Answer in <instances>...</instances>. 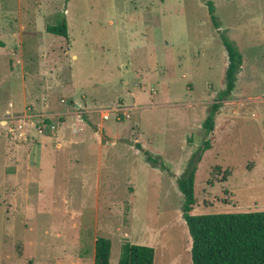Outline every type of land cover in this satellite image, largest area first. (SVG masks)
<instances>
[{
	"label": "rangeland",
	"instance_id": "1",
	"mask_svg": "<svg viewBox=\"0 0 264 264\" xmlns=\"http://www.w3.org/2000/svg\"><path fill=\"white\" fill-rule=\"evenodd\" d=\"M223 36L243 65L194 216L264 212V0H0V264H94L97 237L110 264L125 241L192 264L177 178L225 89Z\"/></svg>",
	"mask_w": 264,
	"mask_h": 264
},
{
	"label": "trees",
	"instance_id": "2",
	"mask_svg": "<svg viewBox=\"0 0 264 264\" xmlns=\"http://www.w3.org/2000/svg\"><path fill=\"white\" fill-rule=\"evenodd\" d=\"M211 18L218 28L210 8ZM47 33L68 38L66 20L60 19L56 25L48 26ZM227 52V67L222 91L208 111L202 124L205 140L202 148L196 152L177 178V185L184 197L182 218L192 240V264H264V212L242 214H211L194 216L191 214L196 205L195 173L203 154L211 149L208 136L215 130V118L223 101L233 93L237 75L243 65L239 50L224 36L222 37ZM50 124L49 120L45 121ZM147 155V161L153 166H160L159 158ZM155 251L152 247L131 244L125 241L121 246L119 264H154ZM111 242L107 238L97 237L94 243V264H110Z\"/></svg>",
	"mask_w": 264,
	"mask_h": 264
},
{
	"label": "crops",
	"instance_id": "3",
	"mask_svg": "<svg viewBox=\"0 0 264 264\" xmlns=\"http://www.w3.org/2000/svg\"><path fill=\"white\" fill-rule=\"evenodd\" d=\"M135 109V108H134ZM257 117V116H256ZM258 125H260L261 124V122H263V121H261L260 119H259V117L257 118V120L255 121ZM65 125H67L66 123H64L63 125H62V130H61V134H62V139L64 140L63 142H64V144H66V143H68V144H71V143H73V141H70V140H68V135H70V133L68 132V130H66V128L65 129H63L64 128V126ZM67 126H69V125H67ZM71 131V130H70ZM114 141V143H111V144H115L116 143V139L115 140H113ZM135 145V144H134ZM99 147L100 148H102L103 147V145H102V143H100V145H99ZM252 169L254 168V166L253 167H251Z\"/></svg>",
	"mask_w": 264,
	"mask_h": 264
},
{
	"label": "built area",
	"instance_id": "4",
	"mask_svg": "<svg viewBox=\"0 0 264 264\" xmlns=\"http://www.w3.org/2000/svg\"><path fill=\"white\" fill-rule=\"evenodd\" d=\"M108 118V114H106L105 116H104V119H107ZM47 119H45V118H43L41 121H38L37 122V126H38V128H37V130H38V132H41V130H43V128L44 127H47V128H50V129H54L55 128V126L53 125V124H46V121Z\"/></svg>",
	"mask_w": 264,
	"mask_h": 264
},
{
	"label": "water",
	"instance_id": "5",
	"mask_svg": "<svg viewBox=\"0 0 264 264\" xmlns=\"http://www.w3.org/2000/svg\"><path fill=\"white\" fill-rule=\"evenodd\" d=\"M109 141V143H114V141L113 140H108ZM131 145H134L133 143H130Z\"/></svg>",
	"mask_w": 264,
	"mask_h": 264
}]
</instances>
